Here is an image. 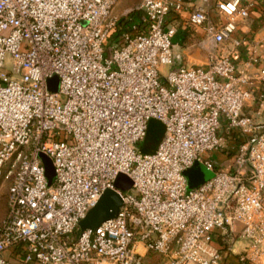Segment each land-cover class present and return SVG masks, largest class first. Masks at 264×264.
<instances>
[{"label": "built area", "instance_id": "built-area-1", "mask_svg": "<svg viewBox=\"0 0 264 264\" xmlns=\"http://www.w3.org/2000/svg\"><path fill=\"white\" fill-rule=\"evenodd\" d=\"M118 1L0 0V177L10 182L0 264H144L148 252L226 264L222 236L243 242L241 264H264V122L245 110L264 65L233 57L250 4L141 0L118 17ZM187 27L203 31L206 61L175 67L173 38ZM54 74L58 92L47 87ZM152 119L164 135L144 153ZM228 136L238 142L223 169L212 154L231 149ZM196 161L214 175L190 190ZM120 173L131 191L115 187ZM107 189L120 212L81 232Z\"/></svg>", "mask_w": 264, "mask_h": 264}, {"label": "crops", "instance_id": "crops-1", "mask_svg": "<svg viewBox=\"0 0 264 264\" xmlns=\"http://www.w3.org/2000/svg\"><path fill=\"white\" fill-rule=\"evenodd\" d=\"M245 2L250 4V16L238 23L235 39L240 40L241 45L233 53V57L240 68L243 67L244 60L252 54H257L262 59L264 65V0H245ZM178 34H181L184 38V46L181 47V51L187 64H204L207 57V49H204L198 43L203 31L187 27V29H180ZM229 46L231 47L232 45L230 44ZM249 72L255 76L258 72V67H251ZM248 88H250L253 97L248 101L245 110L254 115L257 121L264 122V107L260 111L258 110V97L264 94V80L255 76L250 85H248ZM155 124H160L164 129L160 121L152 119L149 122L148 131L151 125ZM237 142L236 138H229L228 136V143L231 149L212 154L213 160L220 168L229 169L232 166L234 154L231 150L236 146ZM153 149L155 147L150 152H153ZM242 248V241L232 240L231 246L227 248L229 254L225 259L226 264H241L238 259V253Z\"/></svg>", "mask_w": 264, "mask_h": 264}, {"label": "water", "instance_id": "water-1", "mask_svg": "<svg viewBox=\"0 0 264 264\" xmlns=\"http://www.w3.org/2000/svg\"><path fill=\"white\" fill-rule=\"evenodd\" d=\"M163 135L164 129L163 134L158 143L154 146L155 149H153V151L157 149ZM151 149L144 153H151ZM41 159L46 169L48 182L49 184H51L55 177L52 160L44 154H41ZM184 174L187 178L188 187L190 190L198 187L202 183L212 178L214 175L212 171L208 170L203 164L198 161H196L190 168H188ZM114 185L116 188L121 189L124 192L131 191L133 187V180L128 175L120 173L118 174ZM122 206L123 199L116 190H105L96 205L92 207L88 211L87 215L79 222L78 227L80 231L83 232L85 229H96L102 222L114 218L120 212Z\"/></svg>", "mask_w": 264, "mask_h": 264}, {"label": "rangeland", "instance_id": "rangeland-1", "mask_svg": "<svg viewBox=\"0 0 264 264\" xmlns=\"http://www.w3.org/2000/svg\"><path fill=\"white\" fill-rule=\"evenodd\" d=\"M141 0H119L113 9V15L118 17H124L125 11L134 9ZM173 42L177 43L176 53L177 58L175 60V67L186 65V59L182 55L181 47L184 46V38L181 34L176 35L173 38ZM193 42V41H189ZM48 90L51 92H58L60 88V77L58 74H54L47 80ZM163 134V127L160 124L151 125L146 139L138 144L139 149L142 152H147L158 143ZM5 170V169H4ZM9 181H3V176L0 177V224L7 213V201H8V185ZM40 264V263H37ZM144 264H168V261L154 252H148L144 258Z\"/></svg>", "mask_w": 264, "mask_h": 264}, {"label": "trees", "instance_id": "trees-1", "mask_svg": "<svg viewBox=\"0 0 264 264\" xmlns=\"http://www.w3.org/2000/svg\"><path fill=\"white\" fill-rule=\"evenodd\" d=\"M9 186V185H8ZM9 189V187H8ZM220 244L224 245L225 248H228L232 244V240H230L228 237H220Z\"/></svg>", "mask_w": 264, "mask_h": 264}]
</instances>
